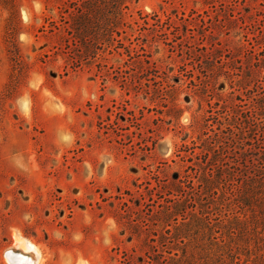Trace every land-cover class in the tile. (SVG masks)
I'll use <instances>...</instances> for the list:
<instances>
[{"label":"rangeland","instance_id":"rangeland-1","mask_svg":"<svg viewBox=\"0 0 264 264\" xmlns=\"http://www.w3.org/2000/svg\"><path fill=\"white\" fill-rule=\"evenodd\" d=\"M229 255L264 264V0H0V264Z\"/></svg>","mask_w":264,"mask_h":264},{"label":"bare ground","instance_id":"bare-ground-1","mask_svg":"<svg viewBox=\"0 0 264 264\" xmlns=\"http://www.w3.org/2000/svg\"><path fill=\"white\" fill-rule=\"evenodd\" d=\"M23 249L24 250L26 249L25 250L26 252L24 251V252H22V254L26 255L29 259L36 260L38 258V257L36 258V256L38 255L39 252L33 243H30V242L25 243V248L23 247ZM11 251H13V250H11Z\"/></svg>","mask_w":264,"mask_h":264},{"label":"trees","instance_id":"trees-1","mask_svg":"<svg viewBox=\"0 0 264 264\" xmlns=\"http://www.w3.org/2000/svg\"><path fill=\"white\" fill-rule=\"evenodd\" d=\"M111 32H116L114 30H111ZM117 34H119V32H116ZM177 255V254H176ZM229 257H231V259H229L228 262L226 261H222L221 264H241V258L239 256H236V255H229ZM246 264H251V262H249V260L245 261ZM176 264H181L180 261L177 262Z\"/></svg>","mask_w":264,"mask_h":264}]
</instances>
